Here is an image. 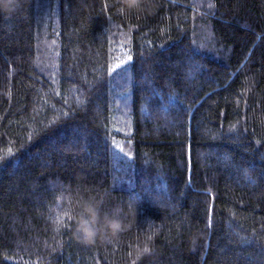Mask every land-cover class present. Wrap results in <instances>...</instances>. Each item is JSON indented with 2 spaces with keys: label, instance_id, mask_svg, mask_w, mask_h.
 I'll return each mask as SVG.
<instances>
[{
  "label": "trees",
  "instance_id": "trees-1",
  "mask_svg": "<svg viewBox=\"0 0 264 264\" xmlns=\"http://www.w3.org/2000/svg\"><path fill=\"white\" fill-rule=\"evenodd\" d=\"M151 2L0 16V186L29 182L0 202V264H133L143 247L139 264H264V0ZM89 198L123 209L111 241L73 238Z\"/></svg>",
  "mask_w": 264,
  "mask_h": 264
},
{
  "label": "clouds",
  "instance_id": "clouds-1",
  "mask_svg": "<svg viewBox=\"0 0 264 264\" xmlns=\"http://www.w3.org/2000/svg\"><path fill=\"white\" fill-rule=\"evenodd\" d=\"M23 3L24 0H0V16L10 17L16 14ZM153 7L151 0H121L120 11L122 14L143 15L150 14ZM73 219V238L84 246L94 245L98 241H111L127 227L121 207L104 209L102 200L91 198L78 202ZM151 251L148 247L136 250L133 264H139L145 256L151 255Z\"/></svg>",
  "mask_w": 264,
  "mask_h": 264
},
{
  "label": "rangeland",
  "instance_id": "rangeland-1",
  "mask_svg": "<svg viewBox=\"0 0 264 264\" xmlns=\"http://www.w3.org/2000/svg\"><path fill=\"white\" fill-rule=\"evenodd\" d=\"M28 180H10L3 183L0 186V202L3 200L7 201L8 204L15 203L17 201H23L26 198V186L28 185ZM172 256H169L168 263L172 262ZM167 263V264H168Z\"/></svg>",
  "mask_w": 264,
  "mask_h": 264
},
{
  "label": "snow or ice",
  "instance_id": "snow-or-ice-1",
  "mask_svg": "<svg viewBox=\"0 0 264 264\" xmlns=\"http://www.w3.org/2000/svg\"><path fill=\"white\" fill-rule=\"evenodd\" d=\"M131 55L128 56V60H131ZM123 61H120L118 64L115 65V68H119L121 64H123ZM114 69L112 67L109 68V72L111 73Z\"/></svg>",
  "mask_w": 264,
  "mask_h": 264
}]
</instances>
